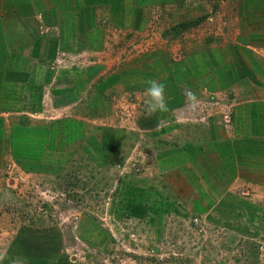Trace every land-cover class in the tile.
<instances>
[{
  "label": "crops",
  "instance_id": "0c3cea01",
  "mask_svg": "<svg viewBox=\"0 0 264 264\" xmlns=\"http://www.w3.org/2000/svg\"><path fill=\"white\" fill-rule=\"evenodd\" d=\"M262 2L239 1L229 41L222 37L217 44L206 47L205 41L209 38L205 36L203 46L198 44L197 51L179 61L182 79L176 76L174 69H168L171 87L184 80V83H191L193 87L205 83L217 91L234 90L242 100L235 109L231 126L179 128L172 132L169 145L156 152L153 173L149 178H134L131 183L123 184L125 192L122 193L127 198L126 202L134 199L137 203L140 197L141 203L146 202L149 207L155 205L153 209L150 208L152 212H158L162 204L169 202V215L177 208L185 215L203 217L196 214L203 213L207 218L213 214L214 221L227 232L229 242L240 243L236 246L240 254L237 262L244 264H254L257 260L251 252L255 248L254 242L246 237L254 235L255 231L248 234L253 227L238 221L244 219L239 215L245 210L240 203L243 199L234 195L237 188H246L251 193L249 199H244L248 211L244 214L245 218L251 222L264 219ZM94 6L106 7L107 11L115 8L119 12H135L138 15L145 10L151 11V2L148 0H0V161L5 157L2 152L4 146L13 144L12 139L21 140V145L13 150V154L23 157L20 162L25 165V170L40 172L55 171L61 167V163L73 153L74 147L70 146L69 141H79L80 153L107 167H111V163L127 151L126 137L113 128L101 127L99 124L101 121L103 123L104 115L111 108V91L116 88V84L120 85L118 82L123 87L128 83L125 73H128L129 66L136 65L129 60L131 57L127 64L118 69L107 67L104 70L103 65L100 69V65L89 64L79 73L60 77H53L47 66L48 60H45L51 58L57 45L70 42L64 41L70 36L93 49V42L99 48L104 38L108 37L116 39L114 42L118 43L131 44L134 41L131 31L134 28L126 30L125 22L118 23L120 27L117 24L103 25L92 32ZM17 10H20L19 13L13 14ZM80 11L85 13L80 15ZM247 11L248 14L244 15ZM37 14L42 25L36 18ZM40 26L47 27L48 32L40 33ZM112 28L114 30L111 31ZM128 34L132 35V40L125 41ZM95 51L97 53L98 50ZM154 60L143 61L129 72L133 76L139 75L138 79L145 77L148 72H153ZM140 67L145 69L141 70ZM156 68L167 70L161 64ZM121 73H124V77L120 76ZM141 83L145 89L143 78L138 81V85ZM44 87H49L54 100L64 98L55 104L65 107L58 108L66 118L43 122L28 116L23 123L14 120V114L21 112L23 107L29 109L27 103L23 102L24 94L29 93L28 102L36 107V100L40 99L38 93ZM134 87L137 88L136 85ZM171 91L176 93L174 88ZM37 109L40 108H32L33 111ZM94 129L97 130L96 134ZM175 139L181 142L176 143ZM144 190H147L146 194ZM261 231L263 228L258 227L259 234ZM20 233L21 230H17L18 235L8 248V259H3L1 264H11L16 257L25 258L26 264H34L29 260H43L42 264H57L55 260L58 263L61 261L56 258L61 246L58 231L50 228L39 233L26 231L22 233L21 239ZM34 234L37 238H23ZM240 236H245L244 239L248 241ZM41 249L47 253L45 257L41 256Z\"/></svg>",
  "mask_w": 264,
  "mask_h": 264
},
{
  "label": "rangeland",
  "instance_id": "374dc122",
  "mask_svg": "<svg viewBox=\"0 0 264 264\" xmlns=\"http://www.w3.org/2000/svg\"><path fill=\"white\" fill-rule=\"evenodd\" d=\"M239 1L242 0H148L152 12L145 10L140 15L94 6L92 32L103 25L125 22L126 30L134 28L131 30L134 41L125 44L114 42L116 39L111 37L104 38L99 48L93 42L97 53L72 36L64 40L70 42L57 45L51 58L45 59L53 77L79 73L89 64L100 65V69L103 65L104 70L107 67L118 69L129 60L137 67L139 63L154 58L155 67L161 64L167 70H155L154 67L153 72L138 79L139 75L133 76L129 72L135 66H129L128 73H125L127 85L123 87L118 82L120 85L116 84L109 94L111 108L103 117L104 125L102 121L99 125L122 134L127 144L125 154L113 161L111 167L95 163L80 153L79 141H69L74 147L73 153L59 169L46 172L25 170V165L20 162L23 157L13 154L21 140L12 139L13 144L4 146L5 157L0 161V255L9 254L8 248L14 243L17 230H21V239L26 231L39 233L50 228L61 236L60 252L56 253V258L61 261L55 260L57 264H244L237 262L240 254L236 246L240 243L229 242L227 232L214 221L213 214L207 218L203 213H196L203 217L185 215L177 208L169 215V202L162 204L158 212H152L155 205L149 207L146 202L141 203L140 197L137 203L134 199L126 202L127 198L122 194L125 192L123 184L131 183L134 178H149L153 173L155 154L159 148L169 145L172 132L179 128L231 126L235 109L242 100L234 90L217 91L205 83L200 85V82V86L193 87L184 80L171 87L168 69H174L176 76L182 79L179 61L197 51V45H202L205 36L209 38L205 41L206 47L217 44L222 37L229 41ZM19 11H13V14L17 15ZM80 12V15L85 13ZM247 14L248 11L244 13ZM36 18L41 19L38 14ZM62 18L66 19V16ZM183 21L197 22L179 29L176 24ZM39 31L44 34L48 28L40 26ZM129 35L125 41L132 40ZM96 37L95 33L94 39ZM151 50H155L154 53ZM145 67L140 68L144 70ZM120 76L124 77V73ZM142 78L145 89L150 79L164 84L167 112L144 115L146 94L143 84L138 85ZM172 88L176 89L175 94L171 93ZM49 90L44 87L42 92L39 91L36 107L29 104V93H25L23 102L29 109L23 107L21 112L14 114V120L23 123L28 116L43 122L65 119L60 109L65 107L55 104L64 98L54 100ZM190 96L195 99L191 100ZM37 107L40 109L32 110ZM225 114H228V122L224 119ZM94 131L96 134L97 130ZM235 193L237 198L243 199L240 203L245 210L238 214L244 219L238 221L253 227L248 234L255 231L254 235L246 236L254 242L255 248L251 250L257 257L254 264H264V219L247 220L244 199H249L251 193L246 188H237ZM258 227L263 228L260 234ZM40 253L44 257L47 254L42 249ZM29 261L42 264L43 260Z\"/></svg>",
  "mask_w": 264,
  "mask_h": 264
},
{
  "label": "clouds",
  "instance_id": "9594fccd",
  "mask_svg": "<svg viewBox=\"0 0 264 264\" xmlns=\"http://www.w3.org/2000/svg\"><path fill=\"white\" fill-rule=\"evenodd\" d=\"M147 88L145 89V116H152L156 113H164L168 111V104L165 96V86L155 80L147 81ZM194 100V96H190ZM6 255V254H5ZM5 255H0V261L5 259ZM11 264H26L23 257H16Z\"/></svg>",
  "mask_w": 264,
  "mask_h": 264
},
{
  "label": "trees",
  "instance_id": "16d2710c",
  "mask_svg": "<svg viewBox=\"0 0 264 264\" xmlns=\"http://www.w3.org/2000/svg\"><path fill=\"white\" fill-rule=\"evenodd\" d=\"M196 22L197 21H190V22L183 21V22L177 23L176 26H178L179 29H184V28H187L188 26L194 25Z\"/></svg>",
  "mask_w": 264,
  "mask_h": 264
},
{
  "label": "built area",
  "instance_id": "2783aa9c",
  "mask_svg": "<svg viewBox=\"0 0 264 264\" xmlns=\"http://www.w3.org/2000/svg\"><path fill=\"white\" fill-rule=\"evenodd\" d=\"M224 119H226L225 121H227V122L229 121V119H228V114H225V115H224Z\"/></svg>",
  "mask_w": 264,
  "mask_h": 264
}]
</instances>
